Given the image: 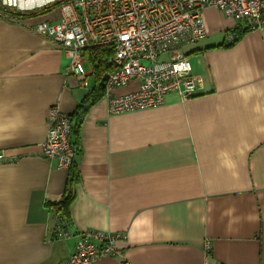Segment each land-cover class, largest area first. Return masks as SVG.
Segmentation results:
<instances>
[{
  "label": "crops",
  "instance_id": "0c3cea01",
  "mask_svg": "<svg viewBox=\"0 0 264 264\" xmlns=\"http://www.w3.org/2000/svg\"><path fill=\"white\" fill-rule=\"evenodd\" d=\"M27 2H15L19 20L0 11V264H59L86 229L119 234V254L92 264H264V25L249 31L206 8V35L182 47L202 79L194 96L119 113L105 96L87 106L61 237L48 203L64 195L69 168L41 144L49 107L72 115L88 88L33 30L58 8L29 16ZM228 33H241L232 46Z\"/></svg>",
  "mask_w": 264,
  "mask_h": 264
},
{
  "label": "built area",
  "instance_id": "2783aa9c",
  "mask_svg": "<svg viewBox=\"0 0 264 264\" xmlns=\"http://www.w3.org/2000/svg\"><path fill=\"white\" fill-rule=\"evenodd\" d=\"M56 6L58 19L41 21L33 30L67 53V72L75 86L88 84L83 63L92 64L86 50L101 46L111 51L108 61L112 69L103 94L110 113L159 105L171 92L182 97L194 95L199 78L192 74L189 59L178 52L206 35L204 9L220 10L236 21L248 20L249 31L264 25V0H58ZM166 53H172L169 59H160ZM125 87L133 88L115 93L117 88ZM47 121L41 154L68 167L75 159L74 120L52 105ZM66 228V221L57 224L61 237H70ZM118 237L119 234L86 229L78 234L73 251L59 264H92L100 257L117 256Z\"/></svg>",
  "mask_w": 264,
  "mask_h": 264
},
{
  "label": "trees",
  "instance_id": "16d2710c",
  "mask_svg": "<svg viewBox=\"0 0 264 264\" xmlns=\"http://www.w3.org/2000/svg\"><path fill=\"white\" fill-rule=\"evenodd\" d=\"M54 6L56 7L55 4ZM54 6L52 5L51 8H54ZM49 8L45 10L43 9V10H38L34 12H29L27 13V15L31 16V15H35L36 13L39 14V13L48 12ZM1 12L4 13L3 10H1ZM6 14L8 18L9 17L16 18L18 20L21 17L26 15V14L25 15L19 14L16 11L14 12L13 10L12 12H8V13L6 12ZM240 34L241 33L234 34L235 35L234 38L230 42H226L225 45L226 46L234 45L240 38L241 36ZM86 54L88 55L89 61L92 64V72L94 73L95 81L90 91L86 92L82 100L78 103L75 112L71 115L72 119L74 120L72 133L74 129L79 125L81 118H82V114L87 108V106L90 103H94L100 97L103 96L104 88L100 86L99 79L101 78L103 74H105L107 71L112 69V66L110 65L108 61L111 55V51L108 48L101 47V46L93 47V48L86 50ZM72 141L76 147V151L78 152V148L73 139V136H72ZM75 164H76L75 160H73L72 163L68 166L69 176H68L65 193L62 196V198L59 201L48 203V206L51 209H53L57 215L56 221H55V227H54L55 234H56L55 229H56L57 224H59L61 221H66L68 223V220H69V216L67 215L65 208H66V205L69 203L71 196H72V192H71L72 186L71 185H73V180L75 179V176H76V173H75L76 165Z\"/></svg>",
  "mask_w": 264,
  "mask_h": 264
},
{
  "label": "rangeland",
  "instance_id": "374dc122",
  "mask_svg": "<svg viewBox=\"0 0 264 264\" xmlns=\"http://www.w3.org/2000/svg\"><path fill=\"white\" fill-rule=\"evenodd\" d=\"M20 0H0V9L1 10H3L4 11V13H3V15H7L6 14V12L8 13V12H12V10L15 12V10H17L16 8L17 7H19L18 5H16L15 4V2H19ZM25 1H27V0H25ZM57 2H58V0H29V2H27V4L29 5V12H34V11H38V10H45V9H48L49 7V11H53V9H55V6H54V4L56 5L57 4ZM8 4H10V5H12L13 4V6H10V5H8ZM54 6V8H51V6ZM57 7V6H56ZM0 10V11H1ZM24 12H27V9L26 10H24ZM44 13H47V12H44ZM51 13V12H50ZM55 12H52L51 13V15H53ZM249 30V29H248ZM252 31V30H251ZM235 35L233 34V33H228L227 34V38L225 39V42L231 37V39L234 37ZM196 43V42H195ZM195 43H192V44H186V45H193V44H195ZM225 44V43H224ZM183 47V46H182ZM182 47L180 48V51L181 52H178V53H181L183 56H185V57H187L188 59H189V54L188 53H186V52H184L183 50H182ZM171 54L172 53H170V54H163L161 57H160V59H169V57L171 56ZM88 56V55H87ZM110 59V58H109ZM145 63H148V62H145ZM83 66H84V68H85V71L87 72V73H89L88 74V76L86 77V80H87V82H88V84L84 87V89L85 88H88L87 89V92L88 91H90V87H92L93 85H94V81H95V77H94V73L92 72V66H90L89 64H88V62H84L83 63ZM110 71V70H109ZM109 71H107L106 73L108 74V72ZM193 74V73H192ZM196 77H198L199 78V86L201 85V83H202V79H201V77L200 76H198V75H195ZM102 77V76H101ZM101 79V78H100ZM100 79H99V81H100ZM106 81V80H105ZM198 86V87H199ZM76 87H80V86H76ZM81 87H83V86H81ZM197 89L198 88H196L195 89V91H194V95L197 93ZM115 93H116V91H115ZM171 93H176V92H171ZM169 94V93H168ZM167 94V95H168ZM177 94V93H176ZM177 95H179V94H177ZM193 95V96H194ZM104 96V95H103ZM180 96V95H179ZM166 97V96H165ZM164 97V98H165ZM182 99H187V98H190V97H182V96H180ZM106 98V97H105ZM164 98H163V100H164ZM161 104V103H160ZM148 107H150V106H147V107H144V108H148ZM143 107H141V108H138V109H144ZM138 109H135V110H138ZM107 110H108V105H107ZM109 112V111H108ZM110 113V112H109ZM119 113V112H118ZM76 156H77V151H75V159H76ZM74 159V160H75ZM119 254V253H118Z\"/></svg>",
  "mask_w": 264,
  "mask_h": 264
},
{
  "label": "water",
  "instance_id": "95a60500",
  "mask_svg": "<svg viewBox=\"0 0 264 264\" xmlns=\"http://www.w3.org/2000/svg\"><path fill=\"white\" fill-rule=\"evenodd\" d=\"M107 78H108V74L107 73H105V74L102 75V77H101V79L99 81V84H100V86L102 88H104V86H105V80H107Z\"/></svg>",
  "mask_w": 264,
  "mask_h": 264
}]
</instances>
